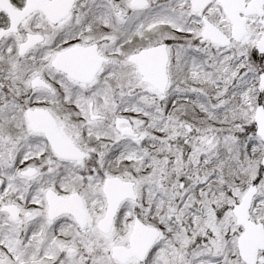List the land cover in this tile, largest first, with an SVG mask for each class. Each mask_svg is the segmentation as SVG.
I'll return each mask as SVG.
<instances>
[{
    "label": "snow or ice",
    "instance_id": "1",
    "mask_svg": "<svg viewBox=\"0 0 264 264\" xmlns=\"http://www.w3.org/2000/svg\"><path fill=\"white\" fill-rule=\"evenodd\" d=\"M0 264H264V0H0Z\"/></svg>",
    "mask_w": 264,
    "mask_h": 264
}]
</instances>
